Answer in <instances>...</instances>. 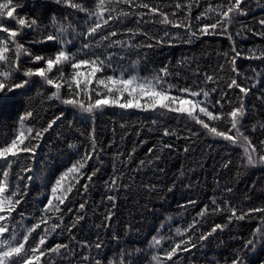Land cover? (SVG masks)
<instances>
[{"label":"trees","instance_id":"obj_1","mask_svg":"<svg viewBox=\"0 0 264 264\" xmlns=\"http://www.w3.org/2000/svg\"><path fill=\"white\" fill-rule=\"evenodd\" d=\"M73 2L89 10L94 7L93 0ZM145 2L168 11L170 19L175 12L176 20H183L188 13L184 8L177 10L174 5L192 3L191 31H197L206 22L197 19L208 7L205 0ZM211 2L215 7L225 4L226 0ZM14 3L20 5L14 10L17 19L36 21L32 29L25 27L18 37L33 54L51 56L59 50L57 42L37 41L49 34H58L54 25H60L66 29L63 38L71 41L68 50L76 52L88 43L92 47L80 53L83 58H88L85 52L89 55L95 52L101 58L110 55L112 67L117 71L126 69L141 77H151L166 67L169 82L191 86L193 90L198 86L216 87V84L204 83L205 74L215 75L219 88L213 93V102L221 99L220 91L227 92L221 100L225 113L238 106L241 98L237 89L227 88L230 79H237L251 89L242 97L246 114L240 130L256 145L253 155H264L260 151V142L264 141L261 127L264 125V59L258 58L264 50V26L260 24L264 20V0H246L241 5L246 15L233 19L228 29L230 35H198L190 40L187 39L189 29L163 25L157 16L141 18L138 13L148 10L131 5L120 4L118 11L137 15L110 20L108 26L89 37L86 31L95 17L89 18L82 9H73L56 0H14ZM128 29H134L135 34ZM112 32L116 35L110 36ZM105 36L109 39L103 40ZM162 38L164 42H160ZM233 42L241 52L236 72L222 56L231 51ZM37 66H42V62L35 64L27 56H21V74ZM81 70L86 71V66ZM63 71L67 79L72 70L66 65ZM51 75L59 73L54 69ZM54 90L39 77H33L16 102L0 110V137L6 140L12 137L18 121L28 112L33 115L25 121V127L37 129L63 112V117L43 136L34 160L24 154L10 169L9 188L18 186L22 194L16 197L21 203L12 214L13 219L8 221L13 233L22 236L38 223L44 216L43 209L47 198H51L50 189L55 180L86 152L92 156L83 170L84 177L61 205V213H50L47 225L41 224L30 237V244L35 246L38 234H43L46 227L60 225L49 233L47 246L66 244L68 247L42 257L44 264H149L158 251L153 247V237L161 236L165 238L163 248L188 236L196 244L187 252H178L169 264H233L234 260L239 264H264V214L253 212L242 220L237 218L250 209L264 208V165H248L240 146L211 135L186 115L115 106L87 114L51 99ZM61 94L66 95L67 89H62ZM214 126L227 131L230 123L214 122ZM165 129L174 135L164 136ZM92 134L96 142L94 153ZM229 134L234 135L235 130ZM169 144L171 148L164 147ZM142 160L145 163L140 165ZM26 167H31V172H26ZM91 172L96 174L89 181L87 175ZM28 176L32 179L28 180ZM113 179H116L115 187L110 186ZM67 183H74L71 175ZM85 184L87 191L82 187ZM109 196L115 199L110 201ZM80 204L85 207L80 209ZM206 205L207 212L199 216ZM213 208L219 210L213 212ZM230 208L236 209V217H231ZM109 214L111 218L106 220ZM194 219L198 223L193 229L182 236L176 235L177 228L183 232ZM217 224L224 227L206 240L199 239ZM97 243L102 245L99 249L95 247Z\"/></svg>","mask_w":264,"mask_h":264},{"label":"snow or ice","instance_id":"obj_2","mask_svg":"<svg viewBox=\"0 0 264 264\" xmlns=\"http://www.w3.org/2000/svg\"><path fill=\"white\" fill-rule=\"evenodd\" d=\"M56 2L70 6L73 9H82L88 14L89 18L95 17L86 31V35L89 37L98 33L102 27L108 26L110 20H119L129 15H137V13L118 11L120 4L131 5L137 9H147V13H138L141 18L145 15L157 16L159 23L163 25L189 29L190 34L187 37L189 40L198 35H230L228 29L233 19L239 15H246L241 8V5L246 3V0H226L225 4H217L215 7H213L211 0H205L208 7L201 12L197 19H204L206 22L197 31H191L192 3L181 4L178 2L174 5L177 10L184 8L188 13L183 20H176L175 12L171 13L172 18L170 19L168 11H163L158 5H152L145 2V0H93L94 7L92 10L83 8L82 4L74 3L73 0H56ZM113 5H116V7H113ZM19 6V4L14 3V0H0V110L14 104L18 96L23 93L25 87L30 84L31 78L39 77L46 85L55 89L51 92V99L59 100L62 104L79 109L83 113L94 114L97 110L115 106L121 109L135 108L145 111L166 110L171 113L186 115L189 119L201 125L211 135L223 138L234 146H240L243 149V155L246 157L248 165H264V155H253L257 151L256 145L252 144L250 138L240 130L241 121L246 114L242 97L246 96L251 89L242 86L237 79H230L227 88L237 89L241 93V98L238 100V106L232 107L230 111L225 113L223 112L224 105L221 100L228 95L227 92L220 91L221 99H216L213 102V93H217L219 88L217 84L218 78L215 75L205 74L204 83L205 85L209 83L216 84V87L198 86L193 90L191 86L181 87L169 82L167 79L168 69L166 67L160 69L158 73L151 77H141L138 73L132 74L126 69L117 71V69L112 67L110 55L101 58L95 52L90 55L85 52L84 56L88 58H83L80 53L92 47L88 43H84L76 52L68 50L67 45L71 41L63 38L66 29L60 25H54L58 34H49L42 41H37V43L57 42L60 45L59 50L51 56L33 54L29 48L19 42L18 37L21 36V32L25 27L32 29L36 25V21L25 18L17 19L14 16V10ZM112 13H116V15H112ZM260 24L264 26V20H261ZM128 31L135 34L134 29H128ZM109 35L115 36L116 33L112 32ZM167 35V31H165V36ZM102 39L108 40L109 37L105 36ZM160 42H164L163 38ZM114 43L123 44L122 41H115ZM22 55L27 56L35 64L42 62V66L27 68L21 74L20 59ZM222 56L233 72H236V61L241 56V52L236 49L235 42L231 45V51L222 53ZM253 56H255L254 53ZM258 58L264 59V50L261 51V55ZM66 65L72 70L67 79H65L63 71ZM85 66L86 71H82L81 69ZM54 69L59 73L58 76L51 75ZM220 70H224L223 64L220 65ZM108 72L112 74H107ZM17 80L19 82H16ZM94 82L95 86H93ZM64 88L67 89V94L62 96L61 93ZM173 92L176 94H173ZM140 101H143V103ZM227 103L232 104V101L228 100ZM217 106H219V111H217ZM32 115L31 112H28L25 117L20 118L17 129L12 133L10 139L6 140L0 137V222H3L0 223V264H44L42 257L49 253H58L60 249L68 247L66 244H56L53 247L47 246L49 233L60 227L59 224H53L51 229L46 227L43 230V234H38L39 238L34 242L35 246L30 244V237L36 229L40 228L41 224L47 225L48 220L51 219L50 213H61V205H64L68 194L72 192L75 184L79 183V179L84 177L85 173L83 170L92 159V156L86 152L80 160L72 163L71 167L61 174L51 187V198H47L43 209L44 216H41L40 221L29 228L27 233L22 236L13 233L8 221L13 219L12 214L17 211V207L21 203V200L16 197L22 194L18 186H13V189L9 188L10 169L13 163L17 162L24 154L34 160L43 136L63 117V112L47 122L46 126L38 129L25 127V121ZM214 122L230 123V128L227 131L218 130V127L214 126ZM261 127L264 128V125H261ZM232 130H235L234 135L229 134ZM163 135H174V133L165 129ZM90 139L92 141L91 151L94 153L96 151L94 134L91 135ZM164 147L171 148L172 146L169 144L164 145ZM151 151L153 150L149 149V152ZM260 151L264 152V141L260 142ZM133 152H135V149H133ZM131 159L132 157L129 156V161ZM144 163L143 160L140 161V165ZM25 171L31 172V167H26ZM95 174V172H91L87 175V179L91 181ZM70 175L74 181L72 184L67 183ZM27 179L31 180L32 177L28 176ZM110 186H116V179L111 181ZM82 187L87 191V184ZM229 191L231 190L229 189ZM108 199L111 201L115 197L109 196ZM54 200L55 203L53 202ZM189 203L194 204L195 201H189ZM212 203L215 205V200ZM79 207L83 209L85 205L80 204ZM207 210L208 206L206 205L198 215L204 216ZM218 210V208L212 209L213 212ZM228 211H230L231 217H236L235 208H230ZM253 212L264 214V208L250 209L248 213L242 214L237 218L242 220L246 215ZM110 218L111 214L105 217L106 220ZM197 223L198 221L194 219L193 223L188 225L183 232L180 228H177L176 235H184L193 229ZM72 227H75V223H73ZM162 227L164 226L162 225ZM223 227L224 225L217 224L211 229V232L206 235L201 234L199 239L206 240L212 233ZM164 239L163 236L160 238L153 237V247L158 251L157 254L151 257L149 264H152V262L154 264H169L170 261H173V257L178 255V252H187L190 247H196L191 236H188L186 240L181 239L179 243L173 242L168 248L162 247ZM251 243L249 241V244ZM101 246L100 243L95 245L97 249ZM233 264H239V262L234 260Z\"/></svg>","mask_w":264,"mask_h":264},{"label":"rangeland","instance_id":"obj_3","mask_svg":"<svg viewBox=\"0 0 264 264\" xmlns=\"http://www.w3.org/2000/svg\"><path fill=\"white\" fill-rule=\"evenodd\" d=\"M140 102H142V101H140Z\"/></svg>","mask_w":264,"mask_h":264}]
</instances>
